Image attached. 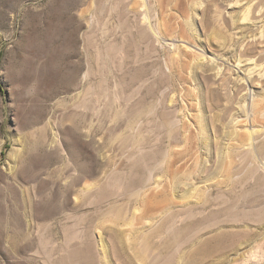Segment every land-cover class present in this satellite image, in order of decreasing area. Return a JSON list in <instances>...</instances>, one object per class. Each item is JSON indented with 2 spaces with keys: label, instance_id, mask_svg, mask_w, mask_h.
Segmentation results:
<instances>
[{
  "label": "rangeland",
  "instance_id": "374dc122",
  "mask_svg": "<svg viewBox=\"0 0 264 264\" xmlns=\"http://www.w3.org/2000/svg\"><path fill=\"white\" fill-rule=\"evenodd\" d=\"M0 264H264V0H0Z\"/></svg>",
  "mask_w": 264,
  "mask_h": 264
}]
</instances>
